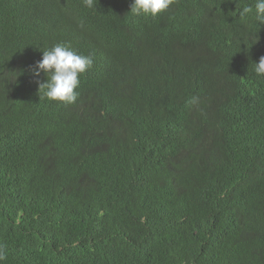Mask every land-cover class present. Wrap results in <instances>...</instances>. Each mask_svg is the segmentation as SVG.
Returning <instances> with one entry per match:
<instances>
[{
  "label": "trees",
  "instance_id": "16d2710c",
  "mask_svg": "<svg viewBox=\"0 0 264 264\" xmlns=\"http://www.w3.org/2000/svg\"><path fill=\"white\" fill-rule=\"evenodd\" d=\"M0 0V264H264L255 0ZM91 55L74 104L43 50Z\"/></svg>",
  "mask_w": 264,
  "mask_h": 264
},
{
  "label": "clouds",
  "instance_id": "9594fccd",
  "mask_svg": "<svg viewBox=\"0 0 264 264\" xmlns=\"http://www.w3.org/2000/svg\"><path fill=\"white\" fill-rule=\"evenodd\" d=\"M174 0H133L130 12L134 15H151L156 17L167 10ZM84 6L95 7V0H83ZM254 9L255 19L264 25V0H255L254 6L244 7L240 13L243 18ZM94 66L91 55H82L64 43H57L48 50H43V58L33 69L35 76L41 72L47 76L46 82H39V95L52 101L64 104H74L79 96L77 91L80 77ZM254 72L258 77H264V56L259 62H254ZM6 258L4 246H0V260Z\"/></svg>",
  "mask_w": 264,
  "mask_h": 264
}]
</instances>
